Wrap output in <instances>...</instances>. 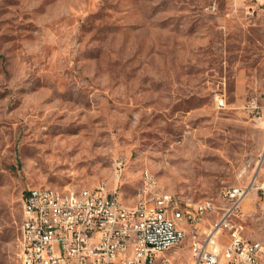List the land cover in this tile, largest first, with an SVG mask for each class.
<instances>
[{"label": "rangeland", "instance_id": "374dc122", "mask_svg": "<svg viewBox=\"0 0 264 264\" xmlns=\"http://www.w3.org/2000/svg\"><path fill=\"white\" fill-rule=\"evenodd\" d=\"M263 93L264 9L246 0H0V264H17L31 187L102 185L131 205L148 173L219 219L224 191L261 173ZM250 190L236 220L264 239Z\"/></svg>", "mask_w": 264, "mask_h": 264}, {"label": "built area", "instance_id": "2783aa9c", "mask_svg": "<svg viewBox=\"0 0 264 264\" xmlns=\"http://www.w3.org/2000/svg\"><path fill=\"white\" fill-rule=\"evenodd\" d=\"M246 1L264 9V0ZM215 104L225 107L223 95L215 96ZM250 110L264 117V93ZM259 167L261 179L257 175L249 186L224 191L229 206L217 220H210L217 210L212 199L158 193L145 173L143 194L131 205L102 185L31 187L22 200L17 264H150L154 256L169 262L167 252L182 243L187 229L191 254L184 264H264V239L245 236L236 220L250 189L264 218V152ZM168 208L185 209L179 225H169Z\"/></svg>", "mask_w": 264, "mask_h": 264}, {"label": "bare ground", "instance_id": "6f19581e", "mask_svg": "<svg viewBox=\"0 0 264 264\" xmlns=\"http://www.w3.org/2000/svg\"><path fill=\"white\" fill-rule=\"evenodd\" d=\"M145 176L148 177V179L151 180L152 184H155L154 179L148 175V173H145ZM158 193H165V191H158ZM116 199H119L116 194ZM181 216H185V209H178V208H168L167 209V218L169 225H179L181 223ZM189 252L191 254V243ZM157 261V264H167L165 262V256H154L150 259V264Z\"/></svg>", "mask_w": 264, "mask_h": 264}, {"label": "crops", "instance_id": "0c3cea01", "mask_svg": "<svg viewBox=\"0 0 264 264\" xmlns=\"http://www.w3.org/2000/svg\"><path fill=\"white\" fill-rule=\"evenodd\" d=\"M262 120H264V117L262 118ZM259 178H260V179L262 178L261 173H259ZM208 223H209V221L207 220V221L205 222V224L207 225Z\"/></svg>", "mask_w": 264, "mask_h": 264}]
</instances>
